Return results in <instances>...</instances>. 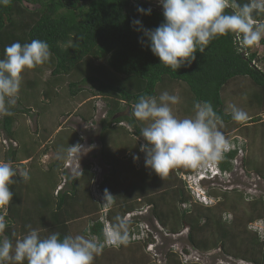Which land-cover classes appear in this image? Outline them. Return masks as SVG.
<instances>
[{
	"label": "trees",
	"instance_id": "16d2710c",
	"mask_svg": "<svg viewBox=\"0 0 264 264\" xmlns=\"http://www.w3.org/2000/svg\"><path fill=\"white\" fill-rule=\"evenodd\" d=\"M239 2L244 3L246 0ZM137 7L151 8V14L141 15L137 12ZM134 19H139L145 29L157 27L163 22L162 8L158 0H10L8 5H0V59L4 57L5 47L14 42L24 44L33 39L46 41L53 55L44 66L51 67V76L68 78L67 86L72 96L83 92L87 95L86 105L90 113L88 116L82 115L83 120L91 122L96 99L103 102L107 112L100 121L99 156L110 169L109 174L104 175L98 185L101 198H95L92 192L95 173L89 166H83L75 176L64 172L65 183L56 191L57 172L64 165L65 148L69 149V146L76 143L68 142V134L60 135L52 147L59 153L62 151L63 158L58 159L54 168L43 175L46 179L45 185L41 182L32 183L31 180L24 182L21 178L14 179L16 183L10 185L13 199L6 209L8 227L0 234V239L19 238L28 231L27 225L38 229L42 236H47L42 231L59 232L56 230L60 227H64V232H59L61 238L66 234L101 236L107 222H115L114 215L108 217L103 205L108 177L115 175L119 165L118 157L107 148V133L109 130L123 129L117 125L125 123L131 128L132 135L141 144L144 143L139 133L143 124L135 120L129 111L141 94L158 96L165 90L176 94L174 86L180 87L183 92L180 96V108L175 111L177 115L181 112V115L186 116L193 114L194 101H210L222 117L223 126H228L221 129L225 135L244 124L261 123L259 116L252 117L247 122L232 120L230 112L225 109L224 99L229 88L236 89V83L246 82L249 90L245 92L244 88L243 91L239 87L237 93L246 97L252 110H264V72L260 69L262 61L258 59L259 55H263L262 51L253 50V47L238 51L239 40L230 34L213 40L203 53H197V59L190 67L173 71L160 64L159 59L151 53L147 37L132 25ZM140 39L144 40L143 44L138 42ZM259 44L264 46V40ZM28 85L34 87L36 84L30 82ZM54 85L56 83L52 84ZM54 89L46 91V98L56 94ZM14 107L15 105L11 107L10 115H4L0 126L7 138L12 137V114L28 113L22 109L15 110ZM239 150L240 148H233L227 151L224 159L217 162L221 171L220 177L232 172L233 160ZM14 156L15 151L10 148L7 157L12 161ZM127 159L130 160L131 156ZM247 159L250 165L252 159ZM256 168L264 174V165H257ZM190 170L177 167L163 178L153 172L155 178L152 181H155L160 191L152 198L145 197L142 186L140 189L129 188L125 194L127 196L122 200L115 199L113 206L118 205V215L127 217L130 221L129 239L119 247H105L103 253L95 258L94 264H112L114 257L132 253L138 245L134 238L141 231L140 224H150L151 218L165 235L178 236L186 229V241L193 250L207 252L219 247L223 254L226 250H236L239 256L244 254L239 259L252 264H264V243L259 242L256 235L253 239L248 236L246 247H234L232 244L236 234L248 233L245 224L218 217L209 219L208 215L201 216L197 222L187 220L188 214L198 212V208L189 204L184 194L185 188L182 191L183 188L176 189L175 184L169 183L176 182L177 174H189L192 172ZM147 173L149 171H141V178L149 182L151 171ZM178 186L186 187L184 183H179ZM230 193H234L233 198L236 200V190L223 193L220 199L224 201ZM209 194L213 196V193ZM251 205L255 212L263 213V203L258 205L253 202ZM144 207L149 208L150 219L140 215ZM134 213L136 214L132 219H129ZM255 217L259 219L258 214ZM13 232L16 237H12ZM225 242H229V249L225 248ZM250 244L254 247L248 248ZM182 252L188 254L186 250ZM165 259L164 264H195L184 261L172 249L165 254ZM139 264L156 263L143 258L139 260Z\"/></svg>",
	"mask_w": 264,
	"mask_h": 264
},
{
	"label": "clouds",
	"instance_id": "9594fccd",
	"mask_svg": "<svg viewBox=\"0 0 264 264\" xmlns=\"http://www.w3.org/2000/svg\"><path fill=\"white\" fill-rule=\"evenodd\" d=\"M9 3L10 0H0V5ZM158 3L162 8V23L154 29H145L139 19H134L132 25L147 37L148 47L160 64L173 71L190 67L197 59L196 54L203 53L220 37L235 35L239 40L238 51L264 40V19H257L264 17V0L244 3L239 0H158ZM151 11V8L137 7L141 15H150ZM138 42L143 44L144 40ZM52 55L49 44L38 39L5 47L4 57L0 59V115L11 114V107L19 99L22 74L49 62ZM180 102V95L165 90L158 96L141 94L134 103L131 114L143 124L139 133L144 143L139 151L144 154L145 167L163 178L177 167L197 169L208 164L207 171L214 164V174L219 175L217 162L224 159L231 146L221 131L222 117L206 100L194 101L193 114L180 117L174 111V106ZM230 115L236 122L248 119V113L236 105L230 106ZM79 147L69 146L68 150L76 152ZM57 158H63L62 151ZM138 159L139 156H133L134 161ZM17 174L10 162L0 160V234L8 227L6 209L13 199L10 185L16 183L13 177ZM19 174L24 182L31 178L27 169ZM210 201L201 202L210 206ZM114 204L115 197L105 190L103 205L111 208ZM26 227L28 231L19 238L0 239V264H94L105 247H119L128 242L130 221L117 215L115 222L105 225L101 236L77 234L61 238L59 232L42 236L31 225ZM12 237H16L15 232Z\"/></svg>",
	"mask_w": 264,
	"mask_h": 264
},
{
	"label": "rangeland",
	"instance_id": "374dc122",
	"mask_svg": "<svg viewBox=\"0 0 264 264\" xmlns=\"http://www.w3.org/2000/svg\"><path fill=\"white\" fill-rule=\"evenodd\" d=\"M253 50L262 51L263 55H259L258 59L262 61L260 69L264 72V46L258 43L253 47ZM51 71V67L41 65L35 69L26 70L22 74L23 79L19 99L14 109H22L28 113L12 114L11 138H7L0 127V160L10 162L17 169L18 174L13 179L21 178L19 173L27 169L30 173L31 182H41L44 186L46 179H44L43 175L51 170V168H54L58 160L59 151L54 149L52 144L60 135L68 134L67 136L70 137L68 142H76L74 145H79L80 147L76 152H70L68 148H65L64 165L57 172L58 186L56 187V191L62 188L65 183L64 172L75 176L81 171L83 166H89L91 171L95 173L91 186L92 192L95 198H101L98 185L102 181L103 176L110 172V169L99 156L101 150L98 140L100 121L106 116V108L100 99H96L94 101L96 109L91 122L84 121L81 116H88L90 113L86 105L88 103V100L85 98L87 96L86 93L83 92L82 94L72 96L67 86L68 78H54L51 76ZM30 82L36 85L34 87L29 86ZM53 83H56V85L52 86ZM236 87V89L229 88L225 94L224 103L226 111L230 112V106L236 105L248 113L246 122L252 117L259 116L261 123L244 124L239 129L225 135L231 142L229 150L240 148L233 160L232 172L223 174L222 177L216 175L215 177L206 176L198 178L197 172L206 175L207 164L197 169L189 168L191 169L189 172L192 171L191 173L181 172L179 175H176V182L172 181L171 184L169 183V185L175 184L174 187L176 189L183 188L182 191L185 188V197L188 198L189 204L194 207L203 208L206 204H201V200H206L208 203L211 199L210 204L216 207V211H222L223 214H226V218L231 219V221L233 218L237 222L245 224L249 233H247L248 235L236 234L235 239L232 240L234 247L238 243L241 244L246 241L244 236H250L249 238L253 239L254 235H256L259 238V242L263 241L264 243V238L261 237L264 234V209L263 213L259 211L255 212L254 206L251 205L253 202L258 205L264 204V174L256 168L257 165H264V126H262L264 125V110H252L247 103L246 97L237 93L236 90L239 87L240 89L244 88L245 92L249 90L246 82L241 84L236 83ZM50 88H55L56 94L46 98L45 93ZM174 92L180 96L183 93L180 87L175 86ZM179 108L180 105L174 106V111ZM129 111L131 114L132 108ZM178 113L180 117L186 116L181 115V112ZM3 117L4 115H0V126ZM117 126L123 129L109 130L107 133V139H109L107 141V148L111 154L118 157L119 165L116 167L115 175L108 177L106 190L116 200H122L127 196L125 194L127 193L126 191H129V188L140 189L143 186V191L146 193L145 197L152 198L160 190L155 181H152L155 178L153 171L144 165V154L139 151L141 141L132 135L131 128H128L125 123L118 124ZM226 127L228 126H222L223 130ZM241 147H243V150ZM10 148L15 151L12 161L7 157ZM134 155L139 156V159L134 161L132 159ZM128 156H131L130 160L127 159ZM247 158L252 159L250 165H248ZM129 165H131L130 168L128 167ZM124 167L127 168L125 169ZM141 171H149V173L151 171V176H149L151 179L148 178L150 179L149 182L145 178H141ZM179 183L181 185L184 183L186 187L178 186ZM233 190L238 192L236 196L237 204L241 208L238 211V215H233L229 208V204H233L235 200L233 198L234 193L228 194L227 197H229H226L224 201L220 199V195L223 192H231ZM212 192L213 194L218 193V195L211 196L209 193ZM142 206L145 205L143 204ZM183 207L185 206L183 205ZM105 208L107 216L110 217L112 214L114 215L113 220H115V217L118 215V205ZM143 210L140 215L143 218L150 219L149 208L144 207ZM237 210L235 209V211ZM135 214H131L129 219H132V216ZM257 214L259 215V219L255 217ZM104 218L107 219L106 216ZM125 218L127 219V217ZM63 229L64 227H60L56 231L64 232ZM140 230L142 232L140 231L138 235H135L134 241L138 245L135 246L132 253H129L127 256L119 255L114 257L112 264H139V260L143 258H147L156 264H164L166 261L165 254L170 249L179 254L184 261H190L195 264H252L239 259L244 254L242 253L239 256L236 250H226V254L221 253L219 247L207 252L193 250L186 241V229H183L178 236L165 235L160 232L159 225L155 220L152 221V218L150 224L145 222L140 224ZM42 232L46 233V235L50 233L48 230ZM228 243L225 242L226 249L230 247ZM242 247H246V245ZM253 247L254 245L252 244L248 246V248ZM183 250H186L188 254L185 255L182 252ZM256 259H259V257Z\"/></svg>",
	"mask_w": 264,
	"mask_h": 264
},
{
	"label": "crops",
	"instance_id": "0c3cea01",
	"mask_svg": "<svg viewBox=\"0 0 264 264\" xmlns=\"http://www.w3.org/2000/svg\"><path fill=\"white\" fill-rule=\"evenodd\" d=\"M230 192V191H229ZM213 193V192H212ZM223 193H225V192H223ZM222 193V194H223ZM221 194V195H222ZM213 195H215V196H217L218 195V193L217 194H213ZM230 195H231V193H230ZM229 197V196H228ZM227 197V198H228ZM235 201V203H233V204H229L230 206H229V208H230V212L233 214V215H238L239 213H238V211L241 209L240 208V206L237 204L238 202H237V199L236 200H234ZM221 203V202H220ZM216 206V205H215ZM202 207V206H201ZM204 207H210V208H198V212H191L190 214H188V216H187V220H191V221H195V222H197V220L201 217V216H205V215H208L209 216V219H211V218H215V217H218V218H222V220H227V221H229V222H232L233 220H235V219H233L232 218V221H231V219H227L226 218V214H223V212L222 211H220V212H218V211H216L217 209H216V207H214L213 206V204H211L210 206H204ZM235 209L237 210V211H235ZM249 233V232H248ZM243 234V233H242ZM245 234H247V232L245 233ZM239 235V234H238ZM248 235V234H247ZM236 237V236H235ZM235 237L233 238V239H235ZM244 238H246V240H247V238H248V236H244ZM246 242V241H245ZM245 242L244 243H241V244H239L238 243V245L236 246L235 245V247H240V246H244V244H245ZM246 245V244H245ZM233 246H234V244H233Z\"/></svg>",
	"mask_w": 264,
	"mask_h": 264
},
{
	"label": "bare ground",
	"instance_id": "6f19581e",
	"mask_svg": "<svg viewBox=\"0 0 264 264\" xmlns=\"http://www.w3.org/2000/svg\"><path fill=\"white\" fill-rule=\"evenodd\" d=\"M201 168V167H200ZM214 168V164H211V166H210V168L207 170V171H205V173H206V175L205 174H203V175H201V176H198V178H203V177H208V176H211V177H215L216 175L214 174V171H215V169H213ZM219 177L221 176V173L218 175ZM201 201H203V200H201Z\"/></svg>",
	"mask_w": 264,
	"mask_h": 264
},
{
	"label": "water",
	"instance_id": "95a60500",
	"mask_svg": "<svg viewBox=\"0 0 264 264\" xmlns=\"http://www.w3.org/2000/svg\"><path fill=\"white\" fill-rule=\"evenodd\" d=\"M251 66H253V63H251Z\"/></svg>",
	"mask_w": 264,
	"mask_h": 264
},
{
	"label": "built area",
	"instance_id": "2783aa9c",
	"mask_svg": "<svg viewBox=\"0 0 264 264\" xmlns=\"http://www.w3.org/2000/svg\"><path fill=\"white\" fill-rule=\"evenodd\" d=\"M205 199V198H204Z\"/></svg>",
	"mask_w": 264,
	"mask_h": 264
}]
</instances>
